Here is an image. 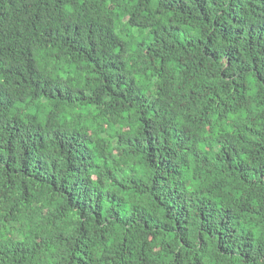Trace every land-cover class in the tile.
<instances>
[{
  "label": "trees",
  "instance_id": "1",
  "mask_svg": "<svg viewBox=\"0 0 264 264\" xmlns=\"http://www.w3.org/2000/svg\"><path fill=\"white\" fill-rule=\"evenodd\" d=\"M0 264H264V0H0Z\"/></svg>",
  "mask_w": 264,
  "mask_h": 264
}]
</instances>
